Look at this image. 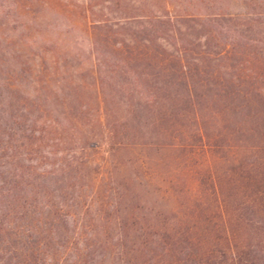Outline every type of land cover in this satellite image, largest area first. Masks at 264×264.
<instances>
[{
  "label": "trees",
  "instance_id": "16d2710c",
  "mask_svg": "<svg viewBox=\"0 0 264 264\" xmlns=\"http://www.w3.org/2000/svg\"><path fill=\"white\" fill-rule=\"evenodd\" d=\"M242 2L0 0V264H264Z\"/></svg>",
  "mask_w": 264,
  "mask_h": 264
},
{
  "label": "rangeland",
  "instance_id": "374dc122",
  "mask_svg": "<svg viewBox=\"0 0 264 264\" xmlns=\"http://www.w3.org/2000/svg\"><path fill=\"white\" fill-rule=\"evenodd\" d=\"M81 2H84L85 0H80ZM261 2V6L257 10L264 11V0H258ZM233 11L235 12H245L248 10V6L242 2V0H235V3L232 5Z\"/></svg>",
  "mask_w": 264,
  "mask_h": 264
}]
</instances>
